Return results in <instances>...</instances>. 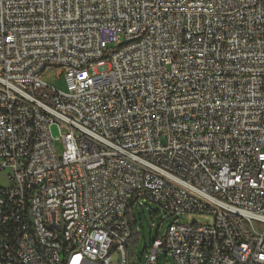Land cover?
<instances>
[{"label": "built area", "instance_id": "1", "mask_svg": "<svg viewBox=\"0 0 264 264\" xmlns=\"http://www.w3.org/2000/svg\"><path fill=\"white\" fill-rule=\"evenodd\" d=\"M143 204L144 264H264V0H0V264H128Z\"/></svg>", "mask_w": 264, "mask_h": 264}, {"label": "rangeland", "instance_id": "2", "mask_svg": "<svg viewBox=\"0 0 264 264\" xmlns=\"http://www.w3.org/2000/svg\"><path fill=\"white\" fill-rule=\"evenodd\" d=\"M46 82L60 91H66V83L64 74L57 75L55 71H52L47 78ZM52 134L56 137L58 134L55 129L52 130ZM57 153L62 150L60 143L55 144ZM157 208L150 204H143L139 209H135L136 218L141 220L136 231V227L133 226V237L129 241L125 248L128 264H144L148 248L151 245V241L155 239H161L166 233L168 227L172 224L175 218H166L161 215H157ZM178 223L180 224H197V225H209L212 223V218L209 216L201 215H186L185 217H178ZM158 264H172L170 257L166 256L164 250H160L158 256Z\"/></svg>", "mask_w": 264, "mask_h": 264}, {"label": "trees", "instance_id": "3", "mask_svg": "<svg viewBox=\"0 0 264 264\" xmlns=\"http://www.w3.org/2000/svg\"><path fill=\"white\" fill-rule=\"evenodd\" d=\"M136 222H137V225L139 226V224H140V227H141V220L138 219V217L136 218ZM134 225H135V224H134ZM132 237H133V235H132ZM132 237H131V239H132ZM151 243H152V241H151Z\"/></svg>", "mask_w": 264, "mask_h": 264}]
</instances>
